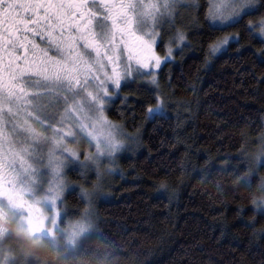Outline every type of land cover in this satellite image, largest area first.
Masks as SVG:
<instances>
[{"label":"snow or ice","instance_id":"6c2138e0","mask_svg":"<svg viewBox=\"0 0 264 264\" xmlns=\"http://www.w3.org/2000/svg\"><path fill=\"white\" fill-rule=\"evenodd\" d=\"M207 2L212 31L264 7V0ZM183 6L199 7V0H0V264H38L30 253L5 248L13 230L36 247L46 242L59 264H110L116 254L96 228L93 202L105 173H116L111 165L127 137L105 113L140 78L158 83L154 70L170 62L173 43L187 47L185 34L176 31L164 58L155 52ZM259 27L264 36V19ZM233 40L210 45L211 53ZM165 115L161 101L147 109L146 119ZM258 140L248 170L236 178L247 191L264 169V135ZM68 171L85 179L95 171L94 190L77 192ZM258 192L264 194V180ZM68 195L86 205L74 220L68 219ZM253 204L264 209V199ZM93 244L108 254L93 255Z\"/></svg>","mask_w":264,"mask_h":264},{"label":"trees","instance_id":"16d2710c","mask_svg":"<svg viewBox=\"0 0 264 264\" xmlns=\"http://www.w3.org/2000/svg\"><path fill=\"white\" fill-rule=\"evenodd\" d=\"M180 11L157 49L165 53L176 31L187 47L173 43L157 84L142 77L107 107L129 144L111 165L116 173H105L96 190V228L119 264H264V209L253 204L264 199L258 192L264 169L250 179L251 191L236 183L264 135V7L216 31L208 26L207 0ZM225 37L235 40L211 53L210 45ZM161 101L166 115L146 119ZM67 180L77 192L97 183L95 171L86 179L68 171ZM65 204L69 220L86 206L78 195ZM4 246L17 248L11 240ZM95 251L108 254L93 244Z\"/></svg>","mask_w":264,"mask_h":264},{"label":"clouds","instance_id":"9594fccd","mask_svg":"<svg viewBox=\"0 0 264 264\" xmlns=\"http://www.w3.org/2000/svg\"><path fill=\"white\" fill-rule=\"evenodd\" d=\"M10 240L16 242L17 244L16 249L18 251H22L26 254L30 253L32 257L34 258V260L38 262V264H59V262L55 258V255L49 251L46 242L42 244V246L36 247L31 242H29L27 239L23 237H18L15 234L14 230L12 232ZM92 254L99 255V256L104 255L103 253L99 251H95ZM109 262L110 264H119V261L116 258L112 257L111 255H109Z\"/></svg>","mask_w":264,"mask_h":264},{"label":"rangeland","instance_id":"374dc122","mask_svg":"<svg viewBox=\"0 0 264 264\" xmlns=\"http://www.w3.org/2000/svg\"><path fill=\"white\" fill-rule=\"evenodd\" d=\"M182 11H180V9H179V13H178V15L181 13ZM177 15V16H178ZM173 47V52H174V50L176 49V47H174V46H172ZM166 49V48H165ZM155 52H156V54L158 55V56H160L161 57V59H163L164 58V56L167 54V49L165 50V53H163V54H161L159 51H158V49H157V47L155 48ZM171 59H172V57H171ZM163 66V65H162ZM155 71V73H156V76H157V74H158V71L159 70H154ZM149 78V80L151 79V77H148ZM115 99V98H114ZM108 107V106H107ZM105 115H106V113H105ZM59 117H57V119H58ZM109 120V119H108ZM109 121H111V120H109ZM113 124H116V123H114L113 121H111ZM117 125V124H116ZM118 126H120V125H118ZM120 128L122 129V127L120 126ZM122 131H123V129H122ZM123 133H124V131H123ZM125 134V133H124ZM125 137H127V138H129L128 137V135L127 134H125ZM125 147H126V145L127 144H129L127 141V139H125ZM71 147H75V145H70ZM79 151H81V152H86L87 151V146L86 145H83V144H81V145H79ZM83 157H81V159H82ZM99 190V189H98Z\"/></svg>","mask_w":264,"mask_h":264}]
</instances>
